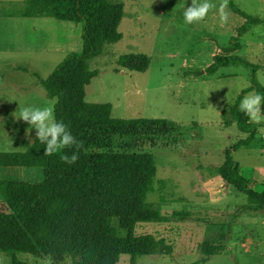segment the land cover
Instances as JSON below:
<instances>
[{"label": "rangeland", "instance_id": "374dc122", "mask_svg": "<svg viewBox=\"0 0 264 264\" xmlns=\"http://www.w3.org/2000/svg\"><path fill=\"white\" fill-rule=\"evenodd\" d=\"M10 1H0V14L20 11L22 0ZM116 1L125 4L120 27L124 38L109 46L106 55L92 61L93 69L99 70L100 75L88 88L87 100L112 104L117 117L176 121L174 130L143 131L136 137L121 139L119 144L133 143L132 151L156 157L157 175L150 184L149 203L164 213L180 209L194 213L183 222L141 224L140 232L165 238L173 244L174 253L142 256L138 264H197L201 258L199 246L204 241H218L222 235L224 240L219 244H226L230 253L213 256L208 263L264 264V207L257 210L256 202L228 185L217 172L225 163L226 150L247 137L238 129L234 111L237 97L251 85L250 69L243 60L260 67L256 79L264 86V29L253 31L252 38L259 44L249 53L243 48L238 53L240 62L226 63L215 75H209L205 69L213 62L217 44L228 45L244 25V15L238 7L229 2L227 24L220 23L218 10L210 11L199 24H187L184 10L192 0ZM211 2L218 6L221 1ZM255 9L253 6V13ZM66 30L69 32V26ZM6 32H11L13 38ZM63 35L71 48L61 47L59 33L55 36L41 27L25 32L0 24V99H12L10 104L0 103V152L27 151L24 142L32 144L37 140L36 130L17 118L22 107L48 106L54 110L55 101L47 99L43 84L55 65L60 64L62 55L82 50V24L78 31ZM50 45L64 50L57 51L58 56L53 59ZM129 52L148 54L152 58L150 69L140 73L119 66V57ZM259 130L254 143L239 148L233 155L234 166L242 177L244 168L248 186L262 192L264 127ZM252 171L260 179L252 180ZM0 180L40 183L44 169L0 167ZM62 209L61 203H53L46 211L56 215ZM0 212L40 213L43 208L0 202ZM227 225H231L229 230ZM17 256L31 264H52L31 254ZM13 257L11 253H0V264H12ZM129 262L126 255L118 264Z\"/></svg>", "mask_w": 264, "mask_h": 264}, {"label": "trees", "instance_id": "16d2710c", "mask_svg": "<svg viewBox=\"0 0 264 264\" xmlns=\"http://www.w3.org/2000/svg\"><path fill=\"white\" fill-rule=\"evenodd\" d=\"M21 9L19 13L24 17H52L82 24V50L66 56L43 85L48 98L55 100L56 119L68 126L83 148L63 149L46 156L45 145L37 139L32 144L24 142L27 151L0 152V167L44 169L40 183L0 180V202L43 208L40 213L0 212V253L13 254L12 264H31L17 254H31L52 264H118L126 255L129 264H138L142 256L172 255L173 244L140 232L139 226L183 222L194 213L188 209L164 213L149 203L150 184L157 175L156 157L134 152L133 143L119 141L147 130H174L176 121L117 117L112 104L87 100L88 88L100 75L92 61L106 55L109 46L124 38L120 27L125 4L116 0H28ZM240 34L226 46L217 44L213 62L205 69L207 74L215 75L220 65L240 60L237 53L244 48ZM242 63L250 69L251 85L237 97L234 111L238 129L247 137L226 150L219 173L228 185L256 202L259 210L264 207V191L249 187L234 166L233 153L251 145L259 133L239 110V104L252 91L264 96V86L256 79L260 67L246 60ZM118 64L145 73L152 58L146 53L129 52L119 57ZM74 151L79 155L75 164L61 160L62 155L71 156ZM53 203L63 205L60 214L47 213L46 208ZM230 227L227 225V230ZM222 240L223 235L218 241H204L198 248L201 258L196 263L205 264L215 255L229 254L227 245L219 244Z\"/></svg>", "mask_w": 264, "mask_h": 264}, {"label": "clouds", "instance_id": "9594fccd", "mask_svg": "<svg viewBox=\"0 0 264 264\" xmlns=\"http://www.w3.org/2000/svg\"><path fill=\"white\" fill-rule=\"evenodd\" d=\"M229 0H221L217 6L211 0H192L191 6L185 8L184 19L187 24H199L203 22L210 11L218 10L220 23L227 24L230 18L228 11ZM239 110L244 113L249 122L264 124V96L259 94H249L244 96L239 104ZM29 124L36 130V137L41 144L45 145L44 155L52 156L63 149H82V142L78 141L71 133L68 126L62 121L57 120L54 110L51 107H37L32 105L24 106L20 109L17 117ZM79 159L77 152L71 156L64 154L61 160L72 165ZM215 203V201H212Z\"/></svg>", "mask_w": 264, "mask_h": 264}, {"label": "crops", "instance_id": "0c3cea01", "mask_svg": "<svg viewBox=\"0 0 264 264\" xmlns=\"http://www.w3.org/2000/svg\"><path fill=\"white\" fill-rule=\"evenodd\" d=\"M0 1H2V0H0ZM27 1L28 0H22L23 6H25ZM219 1H221V0H219ZM229 2L232 3L234 5V7H238L237 10L240 11L244 15V25L242 26V29H241L244 31H242V33L240 34V39L242 42V40L245 39L244 37H246V41L244 43L242 42V44H244V48L246 50L252 51V49H254V46H257L259 44V42L256 39L252 38V36L254 35L253 31L264 29V0H229ZM10 3H12V0L10 1ZM253 6H256L254 13H253ZM7 10H9V9H7ZM21 10L22 9L20 7V11ZM20 11H18L16 13L10 12V13L0 14V24L7 23L13 27H19V28H21V30L23 29L25 32H26V30H29V31L30 30H36L37 28L41 27V28L45 29V31L49 34H54L55 36H57V34L59 33L61 35L60 41H62L61 47L62 48H71L72 45L70 46L68 39L63 34H67L70 32L74 33L75 31H78V25H80V24H75L74 22H71V21H68V22L67 21H61V20H57V19L52 18V17H24V16L20 15V13H19ZM253 15H255V16H253ZM75 25H77V26H75ZM67 26H69V32L66 30ZM6 34L9 35L10 38H13V34L11 32H6ZM255 35L259 36V34H255ZM234 37H236V36L234 35ZM251 40H253L254 42H252ZM23 43L26 45L25 41ZM50 46L53 48L50 51L53 59L58 56L57 51L63 52V50H64V49L60 50L59 46H57V45H50ZM27 47H29V46L27 45ZM70 53H73L72 50L70 52H67L64 55H62L61 59H60V63H61V61H63L64 57ZM263 54H264V52L262 50L261 55H263ZM237 55H238V53H237ZM239 58H240V60H242L241 56H239ZM240 60H239V62H240ZM232 62H236V61H232ZM58 64L55 65V67L52 69L51 73L57 67ZM223 65H220V67ZM13 67H16V66H13ZM220 67H219V69H220ZM254 92L255 91H252L250 93H254ZM250 93H248L246 95H249ZM45 94H46V90H45ZM46 97H47V99L52 100V99L48 98L47 94H46ZM0 103L10 104V103H12V99L9 97H5V98L0 99ZM254 125H256V124H254ZM257 127L259 130V127L260 128L264 127V124H260ZM259 133H261L260 130H259ZM259 133H258V135H259ZM242 134H244V133H242ZM257 139H258V136L255 139V141ZM219 168H218L217 172H219ZM243 169L244 168H242V174H244L245 175L244 178L246 180H248L246 174L243 172ZM251 178L254 181H256L257 179H260V177L257 178L254 176L253 171L251 173ZM215 256H217V255H215ZM205 264H210V263L207 262Z\"/></svg>", "mask_w": 264, "mask_h": 264}]
</instances>
